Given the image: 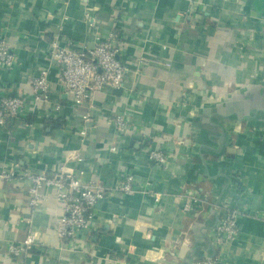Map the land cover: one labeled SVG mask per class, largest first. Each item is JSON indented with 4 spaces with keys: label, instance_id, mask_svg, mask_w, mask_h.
Masks as SVG:
<instances>
[{
    "label": "crops",
    "instance_id": "crops-1",
    "mask_svg": "<svg viewBox=\"0 0 264 264\" xmlns=\"http://www.w3.org/2000/svg\"><path fill=\"white\" fill-rule=\"evenodd\" d=\"M111 32L128 67L122 86L74 103L48 58L53 40L88 49ZM0 40L16 58L0 66V88L31 100L27 78L46 69L51 90L22 123L0 127V170L15 159L105 184L132 171L137 188L98 200L92 228L63 243L54 191L42 187L31 208L23 181H1L0 264H187L212 252L215 201L241 212L222 264H264V0H0ZM160 145L166 169L148 160ZM186 190L209 204L182 211ZM29 232L38 244L11 256L8 244Z\"/></svg>",
    "mask_w": 264,
    "mask_h": 264
},
{
    "label": "built area",
    "instance_id": "built-area-1",
    "mask_svg": "<svg viewBox=\"0 0 264 264\" xmlns=\"http://www.w3.org/2000/svg\"><path fill=\"white\" fill-rule=\"evenodd\" d=\"M192 1V0H189ZM88 15V12H86ZM115 33L111 32L106 37L95 36L94 45L91 48H76L61 46L57 40H53L48 51L51 63L58 65L57 81L64 90L72 95L76 104L88 103L91 107V98L104 87H120L123 84L128 67L123 64L118 56L119 47L115 40ZM15 55L10 51L4 40H0V66H11L15 63ZM137 71L146 64L143 57L137 59ZM32 99L10 94L0 88V127L7 123L17 125L33 112V106L38 102H49L51 98L50 81L46 69L37 75L27 78ZM59 103H52L51 109L58 110ZM89 119V113L84 115ZM113 123L119 134H123L127 128V118L124 113L113 117ZM5 132L10 133L7 129ZM142 137L139 142H143ZM114 149V146L112 147ZM78 153L70 152L69 157L80 160ZM171 151L167 145L149 147L147 149L148 160L156 167L168 168ZM21 180L26 184L29 194V206L35 208L41 200V188L47 187L54 191L56 200L61 204L62 213L55 222L54 228L59 239L69 242L79 231H89L93 226V208L98 200L112 192L133 193L136 188V176L132 171L125 172L113 184H105L101 180H86L73 171L60 167L56 171H30L13 159L6 167L0 170V181L11 183ZM153 193L157 201L161 193L148 190ZM241 194L245 195L241 190ZM181 210L190 212L204 209L209 204L207 194L197 190L182 192ZM240 210L237 206H225L215 222L210 239L213 252L193 260L192 264H222L226 246L232 242L239 233L238 217ZM38 244L36 237L29 232L23 240L10 242L8 251L11 256L19 257Z\"/></svg>",
    "mask_w": 264,
    "mask_h": 264
},
{
    "label": "water",
    "instance_id": "water-1",
    "mask_svg": "<svg viewBox=\"0 0 264 264\" xmlns=\"http://www.w3.org/2000/svg\"><path fill=\"white\" fill-rule=\"evenodd\" d=\"M1 182V181H0ZM5 182V181H4ZM5 183H7L8 185L10 184V183H8V182H5ZM219 202L218 201H215V206H213L212 208H211V210L214 212V217H215V219H216V221H217V219H218V216H219V214L221 213V209L219 208ZM215 221V222H216ZM215 224V223H214ZM214 226V225H213ZM212 226V227H213ZM212 252H213V248H212ZM211 252V253H212ZM209 255H211V254H209ZM192 262H193V260L192 261H189L187 264H192Z\"/></svg>",
    "mask_w": 264,
    "mask_h": 264
}]
</instances>
